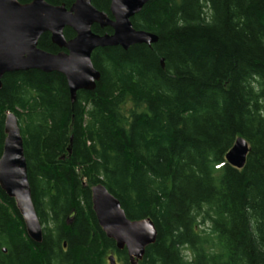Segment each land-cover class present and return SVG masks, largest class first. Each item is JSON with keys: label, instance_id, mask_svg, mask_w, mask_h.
<instances>
[{"label": "trees", "instance_id": "16d2710c", "mask_svg": "<svg viewBox=\"0 0 264 264\" xmlns=\"http://www.w3.org/2000/svg\"><path fill=\"white\" fill-rule=\"evenodd\" d=\"M110 2L91 4L109 15ZM131 23L157 43L96 49L100 80L73 103L61 74L3 76L0 157L10 113L42 241L0 190V264H130L92 212L97 184L127 219L153 223L137 264H264V0H151ZM38 48L59 52L49 34ZM237 138L242 169L225 161Z\"/></svg>", "mask_w": 264, "mask_h": 264}, {"label": "water", "instance_id": "95a60500", "mask_svg": "<svg viewBox=\"0 0 264 264\" xmlns=\"http://www.w3.org/2000/svg\"><path fill=\"white\" fill-rule=\"evenodd\" d=\"M92 0H75L66 8L52 6L43 0L20 4L17 0H0V90L4 75L15 72L39 71L61 74L67 83L71 102L77 92H92L100 80L91 55L96 49L135 45H155L154 34L135 30L131 20L151 0H111L109 15L95 9ZM110 29L111 34H95L92 27ZM70 29L74 37L64 38ZM59 52L51 54L38 48L42 35ZM5 139L0 157V190L15 203L27 237L34 243L42 241V226L35 213L27 179L23 142L16 117L7 113L4 119ZM249 152L248 144L237 138L225 156L235 169H242ZM92 212L106 238L118 251L125 250L130 264L142 260L146 248L156 241V230L149 219L131 221L126 218L119 202L97 184L90 189ZM65 247V245H63ZM5 252V250H3ZM108 264H116L113 255Z\"/></svg>", "mask_w": 264, "mask_h": 264}, {"label": "rangeland", "instance_id": "374dc122", "mask_svg": "<svg viewBox=\"0 0 264 264\" xmlns=\"http://www.w3.org/2000/svg\"><path fill=\"white\" fill-rule=\"evenodd\" d=\"M187 260H189V261H190V259H189V258H187ZM106 264H108V262H107V261H106ZM116 264H118V263H117V261H116Z\"/></svg>", "mask_w": 264, "mask_h": 264}, {"label": "flooded vegetation", "instance_id": "af4514ba", "mask_svg": "<svg viewBox=\"0 0 264 264\" xmlns=\"http://www.w3.org/2000/svg\"><path fill=\"white\" fill-rule=\"evenodd\" d=\"M113 256H114V258H115V255L113 254ZM115 260H116V258H115Z\"/></svg>", "mask_w": 264, "mask_h": 264}]
</instances>
